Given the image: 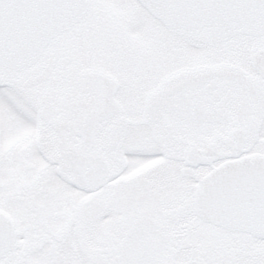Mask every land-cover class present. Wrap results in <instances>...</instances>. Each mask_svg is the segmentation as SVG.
I'll return each mask as SVG.
<instances>
[{
  "label": "snow or ice",
  "instance_id": "1",
  "mask_svg": "<svg viewBox=\"0 0 264 264\" xmlns=\"http://www.w3.org/2000/svg\"><path fill=\"white\" fill-rule=\"evenodd\" d=\"M0 264H264V0H0Z\"/></svg>",
  "mask_w": 264,
  "mask_h": 264
}]
</instances>
